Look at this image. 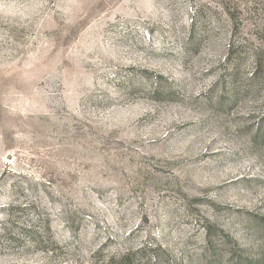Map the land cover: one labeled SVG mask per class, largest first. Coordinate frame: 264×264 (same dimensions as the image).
Masks as SVG:
<instances>
[{
  "label": "rangeland",
  "instance_id": "374dc122",
  "mask_svg": "<svg viewBox=\"0 0 264 264\" xmlns=\"http://www.w3.org/2000/svg\"><path fill=\"white\" fill-rule=\"evenodd\" d=\"M0 264H264V0H0Z\"/></svg>",
  "mask_w": 264,
  "mask_h": 264
}]
</instances>
